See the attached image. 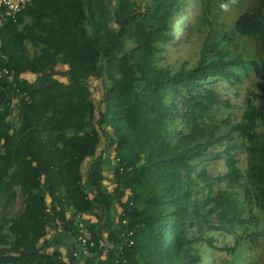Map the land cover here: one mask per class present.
Listing matches in <instances>:
<instances>
[{
	"label": "trees",
	"instance_id": "1",
	"mask_svg": "<svg viewBox=\"0 0 264 264\" xmlns=\"http://www.w3.org/2000/svg\"><path fill=\"white\" fill-rule=\"evenodd\" d=\"M183 2L32 0L0 28V66L13 71L0 80V264H237L252 244L264 215V0L245 1L230 27L252 59L207 35L194 60L171 68ZM211 5L201 0L200 23L211 25ZM208 77L247 79L236 121L221 116L229 105ZM219 157L227 171L212 178L204 161ZM215 181L225 187L213 193ZM15 188L23 209L9 216ZM74 216L92 232L85 259L72 256ZM51 228L75 239L65 255ZM211 230L234 244L216 248ZM216 251L227 257L216 263Z\"/></svg>",
	"mask_w": 264,
	"mask_h": 264
},
{
	"label": "rangeland",
	"instance_id": "2",
	"mask_svg": "<svg viewBox=\"0 0 264 264\" xmlns=\"http://www.w3.org/2000/svg\"><path fill=\"white\" fill-rule=\"evenodd\" d=\"M245 1L247 0H212L211 15L209 17L211 25H209L208 23L199 22V6L201 0H184L181 16L176 14L171 19L173 25V46L168 50V54L163 61L164 65L175 68L183 61L194 60L199 52L202 40L207 35L209 42L216 40L220 43L219 45L223 51H229L230 58L240 56L242 59H252V47L249 45L250 43L245 46L244 49H241L240 40L230 33L232 23L236 21L238 15L242 12L243 4L247 3ZM177 18L179 21L176 20ZM191 27L194 28V32L196 31V33L190 38V33L187 29ZM197 28L200 30L197 31ZM222 36L223 38H221ZM227 37L230 38L229 43L226 42ZM31 51L32 49H30L29 53H31ZM238 74L241 77L245 76L243 70L239 71ZM246 80L247 79L240 84L238 81L229 82L221 78L208 77L202 85L217 91L220 94V98L228 103L229 108L227 111L222 112L221 116L224 117L228 112L231 120L236 121L242 112L244 104L246 93V84L244 83H246ZM249 80H251V78H249ZM90 83L93 86L97 85L96 81H91ZM12 121L17 129L19 127V120L16 119L15 116ZM218 149H221V146L215 145L210 151L216 152ZM234 155L237 160V167L242 170L244 168V155L240 150L236 151ZM204 164L208 175L212 178L221 176L227 171L223 157L214 159L208 158L204 161ZM102 167L105 172V185L110 186V171L116 167V162L113 159V153L111 151H106L103 155ZM212 185L213 193H216L220 189H224L225 182L215 181ZM15 193L13 206L8 211L9 216L19 213L23 209V197L18 188H15ZM259 216L261 217V222L259 227L254 229L255 239L252 244H247L248 246L239 250L238 254L241 256L237 260V264H264V215L259 213ZM211 222L214 223V220H211ZM51 229L53 230V228ZM49 230L48 235L51 237ZM206 236L210 237L213 245L219 249L231 247L235 241L234 236L225 231H207ZM55 237L58 243H60L62 238L60 232ZM52 238L53 237H51V239ZM209 253L211 254L212 251ZM213 255L216 263L218 259L227 257L225 251H216V253L213 252Z\"/></svg>",
	"mask_w": 264,
	"mask_h": 264
},
{
	"label": "built area",
	"instance_id": "3",
	"mask_svg": "<svg viewBox=\"0 0 264 264\" xmlns=\"http://www.w3.org/2000/svg\"><path fill=\"white\" fill-rule=\"evenodd\" d=\"M32 0H0V28L7 22H16L17 16L24 11L25 7L30 5ZM13 74V71L6 67L0 66V80L6 79ZM77 230V249L72 251V256L85 259L91 255V249L94 248L92 232L88 229L86 221L79 216L72 217ZM123 236V235H121ZM121 244L117 246L120 249L125 244V239L121 240ZM131 244V242H129ZM104 245V244H103ZM104 246H107L105 243Z\"/></svg>",
	"mask_w": 264,
	"mask_h": 264
},
{
	"label": "crops",
	"instance_id": "4",
	"mask_svg": "<svg viewBox=\"0 0 264 264\" xmlns=\"http://www.w3.org/2000/svg\"><path fill=\"white\" fill-rule=\"evenodd\" d=\"M91 215V214H90ZM89 215V217L87 218V221H89V222H91V216ZM49 232H50V234H51V237H53L51 240H54L56 237L55 236H57L58 235V233L60 232V234H61V240H60V243H58L59 244V246H57V249H58V251L61 253V254H63V255H65V246L66 245H68V246H70L71 244H73V246L75 245V239L74 238H71L70 236L68 237V235H67V233L65 232V231H63V230H60L59 228H58V230L56 231V230H52V229H50L49 230ZM50 237V236H49ZM60 244H63L64 246H62V245H60Z\"/></svg>",
	"mask_w": 264,
	"mask_h": 264
}]
</instances>
